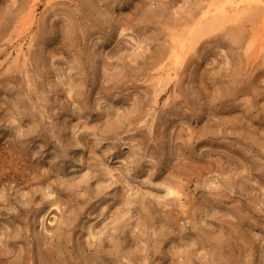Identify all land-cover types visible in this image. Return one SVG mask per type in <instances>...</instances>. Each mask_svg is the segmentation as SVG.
Segmentation results:
<instances>
[{"label":"rangeland","instance_id":"obj_1","mask_svg":"<svg viewBox=\"0 0 264 264\" xmlns=\"http://www.w3.org/2000/svg\"><path fill=\"white\" fill-rule=\"evenodd\" d=\"M207 1L0 0V264H264L262 10L156 62Z\"/></svg>","mask_w":264,"mask_h":264},{"label":"bare ground","instance_id":"obj_2","mask_svg":"<svg viewBox=\"0 0 264 264\" xmlns=\"http://www.w3.org/2000/svg\"><path fill=\"white\" fill-rule=\"evenodd\" d=\"M256 8L262 10L260 12V14L262 13L261 14V19L264 22V0H210V1H207L206 3H203L198 8L197 11H193L189 15V18L186 20L187 28L185 29V31L183 33L181 32L182 34L179 33V32L178 33L175 32V35L176 34L177 35H176V38L173 37V38H175V40L173 39L175 41V43H173L174 45L172 44L173 47L170 48L169 45H168V47H162V50H160L159 53H156V54H158V56L156 58V62H158L160 64H163V66L165 68H167V66L170 63H172V64L175 63L176 65L181 64L183 62V60H184V58H181L182 57L181 54H182V50H186L185 46H187V50L185 52L187 54H189V52L194 48V45L195 46L197 45L200 36H203L204 34L211 33L214 30H218V29H221V28L224 29V27L227 26L228 23H232V22H234V23H236L238 25L236 27H234V29L231 30V38L233 39V41L242 42L244 40V38H245L244 37L245 36V31H244V29L243 30L240 29V27H241L240 24H242V20L244 21L245 15L248 12L253 11L252 9H256ZM256 17H258V16L256 15ZM263 22H262V24H263ZM242 28H244V27H242ZM262 28H264V27L262 26ZM182 35H184L183 38H181ZM236 71H238V70H236ZM229 95L230 94H228V96ZM232 98H234V97L232 96ZM225 100H226V98H225ZM227 100H228V98H227ZM230 102L234 103L235 101L233 102L231 100ZM227 103H228V101H227ZM3 161H4V159L2 158V156H0V177H2V171L3 170L7 171L6 169L3 168L5 166V165L3 166V164H2V163L5 162V161L4 162ZM38 173L36 174L35 178H37V179L41 178L40 174H42V177L44 178V175H43L44 173L40 172L39 175H38ZM30 177H32V176H30ZM30 180H31V178H30ZM28 181H29V179H28ZM183 181H179L180 184L184 183ZM166 186H167L166 188H167V193H168L167 195L180 197V196H183V194L184 195L187 194V193L186 194L183 193V191H185L186 189H182L183 187L179 186V183L175 184V183H170L169 182V184H166ZM47 197H48V194L43 195V199L41 201V204L43 206L40 209H38V212H37L38 215H40L42 212H44L46 210V204L45 203H46V201H48ZM55 201H57V200L55 199ZM55 201L51 200L50 203H53ZM63 204L64 203L62 202L61 204L56 206V209L58 207V209L61 210L62 216H64V211L61 209V206ZM55 205H57V204H55ZM22 230H21V232H22ZM26 231H28V230H26ZM94 234L96 235L97 233H94ZM46 238L47 239L45 240L44 244L48 245V249H47L48 251L47 252L46 251H44V252L41 251V253H43L41 258L45 257V258H43L41 264H68L69 261H67L64 258V256H62V254L60 253V252L63 251V248L61 246L63 243L61 241H58V250H59V253H60L61 256H58L59 258L57 259V257L55 256L56 254H55V249H54L55 248V246H54L55 245V241L51 240L53 238H49V237H46ZM94 238H95V236L93 237V240H94ZM95 242L96 241H93L91 243L88 242V243L93 245V244H95ZM6 244L7 243H5V245ZM5 247H7V245ZM222 247H224V244H223ZM31 250H33V248H31ZM228 252H229V250H228ZM5 253L6 254L12 253L10 247H7V250H6ZM229 254H230V252H229ZM30 255H31V261L34 264V257L35 256H34V254H30ZM230 255H232V254H230ZM19 256L21 258H23L22 255H19ZM19 256H18L17 259L21 260V258ZM41 258H39V259H41ZM129 258H130V256L128 257V260H131ZM17 261H19V260H17ZM86 261L89 264L92 263V262H90L91 259H87ZM79 263H80V260L77 261V264H79ZM96 264H98V263H96Z\"/></svg>","mask_w":264,"mask_h":264}]
</instances>
